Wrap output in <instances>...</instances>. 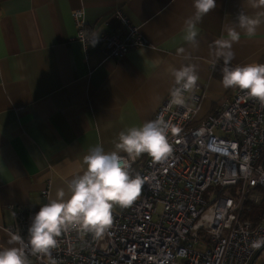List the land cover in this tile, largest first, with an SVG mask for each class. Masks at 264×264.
<instances>
[{
	"label": "crops",
	"instance_id": "0c3cea01",
	"mask_svg": "<svg viewBox=\"0 0 264 264\" xmlns=\"http://www.w3.org/2000/svg\"><path fill=\"white\" fill-rule=\"evenodd\" d=\"M194 0H0V248L10 244L3 228L14 209H40L58 189L83 174V157L100 145L116 150L121 131L153 120L175 87L170 68L195 65L197 84L207 85L197 121L206 119L234 88L225 89L213 66L264 63V22L248 36L236 23L249 0H216L217 8L197 23V44L187 42L185 21ZM84 12L96 35L120 31L116 11L138 28L146 45L123 59L106 57L77 39L73 19ZM264 21V16L259 17ZM236 28L235 58L225 65L216 41ZM120 155L126 156L121 152ZM142 154L136 160L145 162ZM48 191V194L44 193ZM13 207V208H12ZM119 208V207H117ZM115 208V209H117Z\"/></svg>",
	"mask_w": 264,
	"mask_h": 264
},
{
	"label": "built area",
	"instance_id": "2783aa9c",
	"mask_svg": "<svg viewBox=\"0 0 264 264\" xmlns=\"http://www.w3.org/2000/svg\"><path fill=\"white\" fill-rule=\"evenodd\" d=\"M116 18L120 31L96 35L76 11V39L85 48L97 40L112 60L143 48L138 28L119 10ZM206 89L197 84L184 106L169 95L156 110L153 120L163 116L177 129L168 133L173 153L164 163L130 161L133 176L146 183L131 208L113 210L110 234L97 240L70 230L50 257L25 249L29 264H255L264 247L252 249L251 242L264 236V220L254 224L244 214L264 199V105L234 88L198 122ZM39 210L14 209V224L3 230L27 242Z\"/></svg>",
	"mask_w": 264,
	"mask_h": 264
},
{
	"label": "clouds",
	"instance_id": "9594fccd",
	"mask_svg": "<svg viewBox=\"0 0 264 264\" xmlns=\"http://www.w3.org/2000/svg\"><path fill=\"white\" fill-rule=\"evenodd\" d=\"M249 2L254 8L264 7V0ZM193 6V16L185 21L184 39L198 45L197 23L214 11L217 4L216 0H194ZM261 16H264V12L251 16L242 9L236 16L237 26L248 36H253L264 22L259 18ZM227 36L228 39L216 41V55L223 57L225 65L235 58L232 48L234 43L240 41V32L236 28H228ZM170 73L176 85L170 90L171 104L184 106L185 94L194 93L197 88L199 76L196 66L170 68ZM222 85L225 89L244 90L249 97L264 105V64L251 63L234 68L226 66ZM169 131L175 133L177 129L161 116L143 123L141 127L121 131L114 151L106 152L100 145L90 148L83 157L86 170L67 184L70 197L65 199V190L58 189L56 198L44 204L32 219L27 242L21 235L13 234L9 243L19 246L0 250V264H29L25 254L28 248L33 255L50 257L52 250L58 247L57 238L70 230L92 234L97 240L110 234L109 230L114 225L113 210L117 207L131 208L140 199L146 183V178L140 174L133 176L130 161L146 154L154 164L166 162L173 153V146L168 139ZM121 152L126 153V157L120 155ZM261 247H264V236L251 242L252 249ZM52 264H56L55 260Z\"/></svg>",
	"mask_w": 264,
	"mask_h": 264
},
{
	"label": "trees",
	"instance_id": "16d2710c",
	"mask_svg": "<svg viewBox=\"0 0 264 264\" xmlns=\"http://www.w3.org/2000/svg\"><path fill=\"white\" fill-rule=\"evenodd\" d=\"M223 70L216 69L214 77L222 80ZM244 219L252 221L254 224H258L264 220V199L258 206L252 207L248 213L244 214Z\"/></svg>",
	"mask_w": 264,
	"mask_h": 264
},
{
	"label": "rangeland",
	"instance_id": "374dc122",
	"mask_svg": "<svg viewBox=\"0 0 264 264\" xmlns=\"http://www.w3.org/2000/svg\"><path fill=\"white\" fill-rule=\"evenodd\" d=\"M263 262H264V251L261 253L259 259L255 264H263Z\"/></svg>",
	"mask_w": 264,
	"mask_h": 264
},
{
	"label": "water",
	"instance_id": "95a60500",
	"mask_svg": "<svg viewBox=\"0 0 264 264\" xmlns=\"http://www.w3.org/2000/svg\"><path fill=\"white\" fill-rule=\"evenodd\" d=\"M260 253V252H259Z\"/></svg>",
	"mask_w": 264,
	"mask_h": 264
}]
</instances>
